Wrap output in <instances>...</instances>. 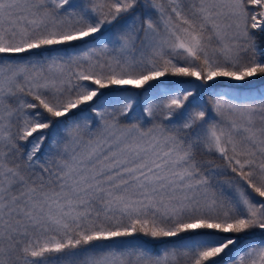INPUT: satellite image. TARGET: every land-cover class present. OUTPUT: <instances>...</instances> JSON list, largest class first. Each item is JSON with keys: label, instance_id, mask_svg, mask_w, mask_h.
Segmentation results:
<instances>
[{"label": "snow or ice", "instance_id": "snow-or-ice-1", "mask_svg": "<svg viewBox=\"0 0 264 264\" xmlns=\"http://www.w3.org/2000/svg\"><path fill=\"white\" fill-rule=\"evenodd\" d=\"M0 264H264V0H0Z\"/></svg>", "mask_w": 264, "mask_h": 264}]
</instances>
